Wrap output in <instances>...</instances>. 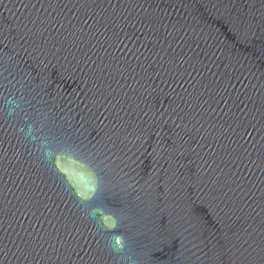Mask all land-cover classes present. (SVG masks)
I'll use <instances>...</instances> for the list:
<instances>
[{"label":"water","instance_id":"1","mask_svg":"<svg viewBox=\"0 0 264 264\" xmlns=\"http://www.w3.org/2000/svg\"><path fill=\"white\" fill-rule=\"evenodd\" d=\"M0 264H264V0H0Z\"/></svg>","mask_w":264,"mask_h":264}]
</instances>
